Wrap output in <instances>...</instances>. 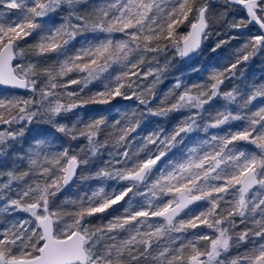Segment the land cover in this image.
I'll return each mask as SVG.
<instances>
[{"label": "snow or ice", "instance_id": "6c2138e0", "mask_svg": "<svg viewBox=\"0 0 264 264\" xmlns=\"http://www.w3.org/2000/svg\"><path fill=\"white\" fill-rule=\"evenodd\" d=\"M217 6L229 29L259 31L206 82L177 77L153 106L173 61L202 52ZM0 9V85L31 93L0 99V264H264V78L234 86L264 55V0H0ZM97 81L102 90L81 95ZM117 98L131 103L116 115L74 111ZM171 113L182 119L170 131L141 128ZM201 227L212 234L189 233Z\"/></svg>", "mask_w": 264, "mask_h": 264}, {"label": "trees", "instance_id": "16d2710c", "mask_svg": "<svg viewBox=\"0 0 264 264\" xmlns=\"http://www.w3.org/2000/svg\"><path fill=\"white\" fill-rule=\"evenodd\" d=\"M30 2V0H29ZM213 4H218L219 0H212ZM2 11V9H0ZM223 12V8L220 6H217L214 10V22L211 25V34L208 37L207 41L204 43V47L202 52L200 53L199 57L188 64H185L183 60H180L178 57L173 61V66L170 68V74L167 75L163 82L158 84V86L155 88L156 96L152 100L153 106H158L160 103V100L163 97V94L166 93L172 86V84L175 82V79L177 77L184 80L185 83H188L190 81H199V82H206L208 79V76L210 72L213 70V68L222 67L228 60L229 57L233 55V53L241 46V44L245 41L246 36L251 30V33L256 34L259 30L256 26L249 25L248 29H243L240 31L229 29L227 27V21L222 17L220 14ZM236 12L239 14L236 18L240 17H246V14L241 11L239 8L236 9ZM17 14L15 13V10H13V16L12 18H15ZM233 16V13L230 12L228 14V19H231ZM191 19V17L189 18ZM182 32L188 30L187 22L184 26L180 29ZM241 32L243 34H241ZM119 36V34H117ZM235 36V39H230V37ZM122 38V37H120ZM29 43H34V40L32 38H28ZM220 40L228 41L225 45L222 46V48L218 49L217 52L213 53L211 51V48L215 46L217 42ZM23 43V42H22ZM27 51V49H26ZM171 55V54H169ZM161 62H163V58L161 59ZM193 64H195L198 71H193ZM241 71L243 72V76L240 77L238 80L234 82V86H240L243 87L245 83H249L251 81H260L262 78H264V55L257 56L255 59L250 60L246 64L241 66ZM151 79V78H149ZM77 88V85H70L68 90H72ZM102 90V85L100 82H93L89 84L88 88L85 89V92L82 93V96H85L89 94L90 92H95ZM29 95L28 93H20V92H12L9 90H1L0 89V99H7L12 98L13 96H21L23 98H27ZM67 98L65 97V100ZM131 102L128 101H121L119 98L117 100L112 101L109 105H101V104H90L85 105L83 108L75 109L74 111L76 113H79L82 115L85 119L105 114L107 115L108 112L111 110L112 115H116L115 109L113 106H119L121 104H129ZM72 114H68V117L65 118L64 122H67L68 118L71 117ZM111 119V117H109ZM182 119L180 113H171L168 117H154L149 116L146 117V120L144 123H142L141 128L143 129L145 127V124H147V127L149 130L155 129L156 127H163L165 130L170 131L178 122ZM32 127V126H30ZM40 127H50L49 125H41ZM140 131V130H138ZM142 135L145 133H141ZM135 135V134H133ZM203 136V134H201ZM187 142V141H186ZM81 141L74 142V144H81ZM175 151V150H173ZM171 155V154H170ZM175 159V158H174ZM5 178H0V182H3ZM87 183H94V182H87ZM85 184L81 183L79 188H73L69 186V188L65 189V194L69 197H75V195L79 192L80 188H84ZM61 198H64V194H61ZM127 199V198H126ZM136 201L144 202L143 197H137ZM136 201H133V203H136ZM202 203V202H199ZM197 205H193L192 208H196ZM99 223V221H96ZM3 227V224H0V228ZM244 226L240 225L239 229H242ZM237 229V230H239ZM201 232L203 231L206 234L211 235L212 230L206 229L201 227L200 229L195 230H189V233L191 232ZM207 242H200L198 246L204 247L206 246ZM241 251L243 249H240ZM237 250L233 249L228 255L234 256L236 254Z\"/></svg>", "mask_w": 264, "mask_h": 264}, {"label": "water", "instance_id": "95a60500", "mask_svg": "<svg viewBox=\"0 0 264 264\" xmlns=\"http://www.w3.org/2000/svg\"><path fill=\"white\" fill-rule=\"evenodd\" d=\"M203 47H204V45H203ZM198 57H199V56H197V58H198ZM197 58H196V59H197ZM196 59H195V60H196ZM195 60H194V61H195ZM183 62H184V61H183ZM191 62H193V61H191ZM191 62H189V63H191ZM184 63H185V62H184ZM185 64H188V63H185ZM0 89H1V90H3V89H4V90H9V91H12V92L15 91V92H20V93H27V92H26L25 90H23V89H12V88H10V87L2 86V85H0ZM28 94H31V93H28ZM198 203H199V202H198ZM191 207H192V206H191Z\"/></svg>", "mask_w": 264, "mask_h": 264}, {"label": "rangeland", "instance_id": "374dc122", "mask_svg": "<svg viewBox=\"0 0 264 264\" xmlns=\"http://www.w3.org/2000/svg\"><path fill=\"white\" fill-rule=\"evenodd\" d=\"M257 27V29H258V26H256Z\"/></svg>", "mask_w": 264, "mask_h": 264}]
</instances>
